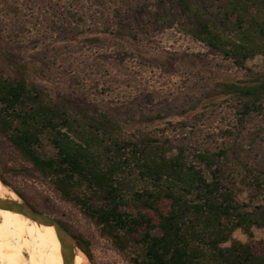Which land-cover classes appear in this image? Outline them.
<instances>
[{"label":"trees","instance_id":"16d2710c","mask_svg":"<svg viewBox=\"0 0 264 264\" xmlns=\"http://www.w3.org/2000/svg\"><path fill=\"white\" fill-rule=\"evenodd\" d=\"M172 5L186 18L188 33L235 65L248 69V60H264V0H172ZM112 22L117 35L137 37L119 8ZM9 67L10 73H0V161L9 148L129 262L264 264V251L253 241L254 229L264 234V204L240 201L237 184L241 175L250 199H258L264 162L247 165L244 145L189 150L148 130L127 132L128 122L111 112L93 105L74 108L53 97L32 80L28 64L11 59ZM248 79L219 82L205 95L232 99L243 124L264 111V67ZM58 221L80 246L88 245ZM236 230L247 240L235 238Z\"/></svg>","mask_w":264,"mask_h":264},{"label":"rangeland","instance_id":"374dc122","mask_svg":"<svg viewBox=\"0 0 264 264\" xmlns=\"http://www.w3.org/2000/svg\"><path fill=\"white\" fill-rule=\"evenodd\" d=\"M116 8L137 37L115 33ZM186 23L172 0H0V73L11 72V59L26 63L32 80L53 97L74 108L93 105L111 112L128 122L127 132L148 130L189 150L240 142L248 149L247 165L264 162V111L241 124L232 99L205 95L219 82L248 81L263 69V58L241 68L195 39ZM43 149L52 153L47 144ZM0 176L25 202L82 235L88 245L79 246L88 264H132L9 148L3 149ZM237 178L240 201L264 204V192L251 200L243 177ZM253 232L257 249L264 251L263 232ZM233 235L247 240L240 230Z\"/></svg>","mask_w":264,"mask_h":264},{"label":"bare ground","instance_id":"6f19581e","mask_svg":"<svg viewBox=\"0 0 264 264\" xmlns=\"http://www.w3.org/2000/svg\"><path fill=\"white\" fill-rule=\"evenodd\" d=\"M0 197L16 198L1 183ZM0 264H62L53 227L0 208ZM75 264H88L82 252L77 253Z\"/></svg>","mask_w":264,"mask_h":264},{"label":"water","instance_id":"95a60500","mask_svg":"<svg viewBox=\"0 0 264 264\" xmlns=\"http://www.w3.org/2000/svg\"><path fill=\"white\" fill-rule=\"evenodd\" d=\"M0 183L7 191L12 192L16 196V198L0 197L1 209L18 212L37 224L53 227L60 245L62 264H75V257L78 252H82L86 258L87 254L80 248L77 239L56 218L34 210L15 191L9 189L1 176Z\"/></svg>","mask_w":264,"mask_h":264}]
</instances>
